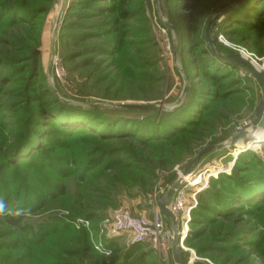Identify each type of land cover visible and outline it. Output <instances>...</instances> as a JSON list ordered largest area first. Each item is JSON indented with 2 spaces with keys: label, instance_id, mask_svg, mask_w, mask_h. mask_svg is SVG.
<instances>
[{
  "label": "rangeland",
  "instance_id": "obj_1",
  "mask_svg": "<svg viewBox=\"0 0 264 264\" xmlns=\"http://www.w3.org/2000/svg\"><path fill=\"white\" fill-rule=\"evenodd\" d=\"M14 1L19 0H0V3ZM228 1L158 0L156 6L155 0H37L39 4L34 9L43 7V12L30 23L34 33L23 32L26 26H13L9 16H3L1 31H18L24 39L22 47L31 45L32 41L38 43V70L32 83L28 68L18 57L9 73L15 75L17 82H8L7 78L2 84L3 93L0 92V168L5 158L9 165L24 162L14 170V176L0 178V201L5 205L0 219L16 213L22 218L19 226L10 229L12 238H0V257L9 255L5 264H89L91 250L95 253L92 264H166L165 259L170 264V243L164 257L147 244H130L126 237L106 244L108 256L98 253L93 248V242L99 241L98 226L119 212L150 218L153 201L157 203L176 183L200 151L247 132L245 140L204 156L184 178L185 187L188 180L189 186L198 179L200 184L185 189L186 206L195 207L187 223L181 264H240L236 260L241 257L254 261L247 244L257 238L243 232H247V213L252 212L251 206L257 202L254 190L259 191L258 195L264 193V184H260L264 179V144L255 152L245 149L257 139L264 141V133L259 137L251 135L259 128L253 127L261 104V88L247 69L218 60L206 44L196 48L191 42L194 29L198 39L204 40L209 20ZM88 4L98 13L84 10ZM61 11L52 85L60 99L84 109L58 102L46 83L53 31ZM159 16L173 29L175 57L171 31L161 26ZM194 21L198 25H193ZM108 22L116 26L117 34L107 35L111 26ZM101 29H107V33ZM86 33L87 38L81 40ZM211 41L223 57L241 56L264 78V0L236 1L213 24ZM108 42L116 46L112 48ZM164 42L168 43L171 56H165ZM93 47L102 50L88 54ZM183 48L193 54H183ZM89 59L92 63L85 66ZM127 61L137 63L138 68ZM216 82L223 87L216 86ZM41 87L61 104L63 114L75 115V121L62 117L48 120L53 114L38 115L36 99L40 97L37 94ZM144 96L149 98L144 100L141 98ZM90 104L105 107L86 108ZM120 104L158 105L169 111L143 113L109 107ZM171 127L172 137L180 138L178 151L166 146L160 138H152L151 144L144 148L126 140L124 145L118 142L104 145L97 139H89L102 140L110 137L107 133L117 138L131 133L158 137ZM74 129L95 130L99 136L71 133ZM247 141L251 142L245 144ZM133 146L144 152V158L133 162L125 154H114L122 148L133 153ZM238 149H241L238 156L230 157ZM98 160L101 162L97 165ZM120 160L135 170H124ZM63 170L69 174L66 178L58 175ZM54 184L63 186L65 191L63 196L51 199L48 195L53 194ZM240 199L245 201V206L235 213L233 207H238L236 203ZM78 201L87 206L83 209L89 214L87 218L75 217L71 212ZM172 201L173 198L167 207ZM215 206L231 218L216 217L217 224L212 226L203 217L211 219L207 209ZM155 210L159 214L157 204ZM76 219L89 221V230L77 229L73 223ZM238 220L242 223L237 228L242 230L234 232L244 234L237 239L247 244H221L222 237ZM41 227L44 231L39 235L37 231ZM3 229L0 226V234ZM259 230L264 233V229ZM15 239L32 247H20L14 252L1 250ZM82 239L86 240L87 254L73 256L80 250ZM217 248L226 251L218 252Z\"/></svg>",
  "mask_w": 264,
  "mask_h": 264
},
{
  "label": "trees",
  "instance_id": "obj_2",
  "mask_svg": "<svg viewBox=\"0 0 264 264\" xmlns=\"http://www.w3.org/2000/svg\"><path fill=\"white\" fill-rule=\"evenodd\" d=\"M41 1V0H40ZM190 1V0H187ZM9 7H7V5ZM39 3H37V0H19V1H14L13 3H0V67H2L3 69V73L0 75V77H2V79L0 80V92L3 93V81L7 80L8 78V82H14L16 83V77L15 75H9L10 73V68H12L13 65H15L16 62V58L21 57V62L22 64H24L29 71V75H30V79L31 82L35 79L36 76V71L38 70V60H37V42L32 41V43H30L31 45L29 46H25L22 47L20 44L23 42V36L21 37V34L18 31H12V32H3L1 31V28L3 27L2 25V18L3 16H5L6 14L9 16V21L10 24L13 26H26L25 27V31H27L28 33H34V28L30 27V23L34 22L35 20H37V16H39V14H41V12H43V7L38 9H34V6L37 5ZM92 5H85L84 10L88 11V10H92L95 13H98V11H95V8H91ZM101 9V7H99ZM97 10H100V9ZM87 14V13H86ZM88 15V14H87ZM109 23V22H108ZM193 25H198V22L194 21L192 22ZM111 24V23H109ZM110 29L107 32V35L110 34H117L118 30L116 29V26H113L111 24V26L109 25ZM108 27V28H109ZM102 28H105L104 26ZM107 30V29H105ZM101 29L102 32H105L104 34H106L107 32ZM195 32V33H194ZM196 29H194L193 34L191 33V36L194 38V40L192 42V44L196 47V48H201V46L205 45V41L203 39H198V35L196 33ZM91 33H89L90 35ZM88 35V33L85 34V36L82 37L81 40L87 38L86 36ZM93 35H98V33H93ZM120 36V34L118 35ZM1 37H5V40H2ZM123 38H126V36H124ZM34 42V43H33ZM110 47L113 48V46H116V43H110L108 42ZM121 43H119L118 45H120ZM102 47H93V49H91L92 51H89L88 54H90L91 52L93 54H96L97 52H101L100 50ZM90 50V49H89ZM183 54H193L192 51H187L186 49H182ZM104 52H107L104 50ZM202 54H205V52H202ZM26 56V57H25ZM112 56V55H111ZM129 65L133 66V68H138L137 63L132 62V61H127ZM18 63V62H17ZM90 63H92L91 59L86 60L84 62L85 66H88ZM127 71L131 74V69H127ZM12 72V71H11ZM10 76V77H8ZM43 83V82H42ZM217 84V82H216ZM216 86L218 87H223L222 85L217 84ZM32 87V84H30L29 86H27L28 90H30V88ZM40 97L37 96L36 101H38L37 103V113L38 115H45L48 116L47 114H53V117H47L48 120H53V118L58 119L59 117L69 121V122H73L75 121V115L73 114H63V110L61 109V104L55 102L52 98L51 95L47 94V92L45 91V89L43 87H41V89L39 90L38 94ZM215 97L218 98V95ZM144 100L148 99L149 97H141ZM190 125V124H189ZM95 128V127H94ZM85 129V128H84ZM173 130L174 128L171 127V129H169L167 131V133L165 135L163 134H159L157 135L158 137H151L154 135H150L149 133H146V135L143 133L141 135L137 136V133H131L130 135H124L125 137H119L117 138V136H112L113 133H107L106 136H110L107 138H103L102 140H99L98 138L100 137H89V139L91 140H95L96 139L100 142H102L104 145H114V142H118L119 145H124L126 144V141H129L131 143H133V145H138L140 147H146L147 145L151 144L149 142H152L154 139L152 138H156V139H162L165 142V145H169V148H176V150L178 151L179 148H181L180 144L181 142H178L180 138H176V137H172L173 135ZM78 133V134H82V135H86L88 134V136L90 135H97L95 130H78V129H74L72 130L71 133ZM43 133V132H41ZM70 133V134H71ZM85 133V134H84ZM172 134V135H171ZM112 136V137H111ZM112 138V139H110ZM176 138V139H175ZM109 140H114V141H109ZM29 142V141H28ZM113 142V143H112ZM31 144V142H29ZM112 143V144H111ZM253 146L251 145L249 148L245 149L246 151H250V152H255L257 149L261 148V145L264 144V141L257 139V141H255V143H252ZM256 144V145H254ZM134 147V146H133ZM242 147V146H241ZM239 148V146H238ZM117 149L120 150V148L118 147ZM239 151H241V149L237 152H235V154H230V157H235L238 156ZM37 154V153H35ZM114 154H125L126 157L128 158V160H132L133 162H135L137 159L143 157L144 158V152L142 150H137L134 147V152L133 153H129L126 148H122L121 151L114 153ZM8 160V158H5V163L2 165V167L0 168V178H5V177H11L14 176V170L18 169L19 167L21 168V166H23L20 163H15L13 165H9V162L6 163V161ZM96 160V159H95ZM101 160V159H100ZM100 160L96 161L97 165L100 164ZM48 161V160H47ZM50 161V160H49ZM48 161V162H49ZM31 162V161H30ZM120 165H122V168L125 170H135L131 169L133 168L132 165H124L126 163L122 162L120 160ZM152 162V161H151ZM160 163L162 164V162L160 161ZM51 165H52V160H51ZM164 165V164H162ZM141 173H143V171H140ZM145 174V173H144ZM59 176L66 178L69 174L67 173V171L63 170L60 171L58 173ZM149 178V176H148ZM6 180V178H5ZM262 182H260L261 186L262 184H264V179H261ZM260 184L258 186H260ZM25 191L28 193H30L27 189H25ZM64 187L60 186V185H56L54 184L51 187V192L53 194L48 195L51 199H55L58 196H63L64 195ZM92 192V190H90ZM255 191V201H257L256 203H253L251 206V213H247V216H249V220L246 221L245 223V230H247V232H243L247 235H251L254 238H257L256 241H252L251 243H245V241L243 240H238L237 238H239V236H244V234L240 235L239 233L234 232L235 230H242V229H238L237 228V224H241L242 221L238 220V221H234V222H238V223H234L232 226V230L227 232L222 238V241H220L221 244H227V243H231V242H242L243 244H247L248 247L252 250L251 255L254 257V261L250 262V257L248 258H238L236 260V262L240 263V264H264V233L260 232L259 229H264V215L262 216V214L264 213V193L263 195H258L257 193H259V191ZM87 192H89V189L86 190L84 193L86 194ZM49 194V193H48ZM28 196V195H27ZM242 200V199H240ZM238 200L236 204H239L238 207L236 209H234L235 207H233L234 212H240L241 208L243 206H245V201H240ZM84 208H87V206H83L80 201L77 202V204H75L72 207V211L75 217L81 216L84 218L88 217V213H85V210H83ZM15 212V211H14ZM207 212L210 213V215L212 216L211 219H206L205 217H203V219L205 220L206 224L209 225H214L217 224L216 221V217H224V219H229L231 217H227L229 215L227 214H222L220 209L215 206L213 209H207ZM196 214V213H195ZM263 217V218H262ZM21 216L16 214H7L4 215L1 219H0V226H3L5 229H3V231L0 234V238L1 239H5V238H12L13 236V231H10V229H15L17 226H19V223L21 221ZM202 219V222H203ZM240 228V227H239ZM56 230V227H53V231ZM44 231V227H41L37 233L40 235L42 234ZM13 240V239H12ZM28 242L22 243L21 240L19 239H15L14 241H11V243H7V246L4 247L3 249H1L2 251H9V252H14L16 251V249L18 248H31L32 246L27 244ZM223 245V246H224ZM31 246V247H30ZM80 250H77L76 252H74L72 255L73 256H78V255H83L85 257V254H87V250H86V240L82 239L81 243H80ZM214 247H211V249H213ZM91 250V249H90ZM218 252L220 250L222 251H226L224 249L221 248H217L216 249ZM89 251V249H88ZM90 257L87 258L89 261V264H92V261H94L93 256L95 255L94 251H90ZM182 255V253H181ZM9 255L0 257V263L1 264H5L7 262V257ZM85 258V259H86ZM84 259V260H85ZM82 260V261H84Z\"/></svg>",
  "mask_w": 264,
  "mask_h": 264
},
{
  "label": "water",
  "instance_id": "obj_3",
  "mask_svg": "<svg viewBox=\"0 0 264 264\" xmlns=\"http://www.w3.org/2000/svg\"><path fill=\"white\" fill-rule=\"evenodd\" d=\"M236 1L238 0H229L222 8H220V10L215 13V15L209 20L207 27L205 29V34H204V41L205 44L208 48V50L210 51L211 55L214 56L215 58H217L218 60L221 61H226L229 62L233 65H237V66H241L245 69H247L249 71V73L254 77V79L256 80L257 84L259 85V87L261 88V104L260 107L257 109L256 111V116H255V122H254V127L256 128V126L258 125L259 128L256 131V133H252L251 135H253V137L257 136H263L262 134L264 133L263 131V124H264V78L261 76V74L259 72H257V70L255 69V67H253V65L241 58L238 55H234V56H230V57H223L220 53V51L217 49V47H215L211 41V29L213 24L215 23V21L217 20V18L219 17V15L224 12L226 9H228L229 7H231ZM155 5H158V0H155ZM62 16H63V12L61 11L58 14L56 23H55V27H54V31H53V42L51 45V55H50V59L48 62V67H47V73H46V83L51 86V94L53 95V97L60 103H64V104H73L74 106L84 109L85 107L83 106H79L75 103H71V102H66L62 99H60L57 95V92L55 90V88H53L52 85V78H53V66H54V62H55V38L57 35V32L59 31V26L61 24V20H62ZM159 21L161 23V26L164 27L165 29H168L169 31H171V36H172V50H173V57H175L176 55V46H175V42H174V38L172 35L173 29L172 27L167 23V21H165L161 16H159ZM184 76V73H183ZM185 78V76H184ZM186 81V78H185ZM187 90V87H185L183 93H185ZM105 107V105L102 104H90L88 105L86 108L89 109H101ZM110 108L112 109H119V110H128V111H134V112H143V113H158L161 111L164 112H168L169 109H166L163 106H158V105H150V104H144V105H130V104H120V105H109ZM262 121V123H261ZM261 123V124H260ZM255 130V129H253ZM252 130V131H253ZM251 131V132H252ZM248 132L247 133H241L239 135H236L234 137H232L231 139H229L227 142L223 143V144H219V145H214L208 148L203 149L202 151H200L195 159H193L188 165L187 167L184 169V171L181 173V175L178 177L176 183L157 201V208L159 210V214L160 217L163 221V223L167 226L170 234H171V242H170V251H171V255H170V264H181V244H180V238H181V233H180V227L178 224V221L176 219V217L169 211L167 204L168 202L174 197V195L182 189L183 185H184V178L189 174V172L191 171L192 168H194L195 166H197V164L199 163V161L206 156L207 154L211 153V152H219L221 150H223L227 145H233L234 143H236L237 141H243L246 139V137L248 136ZM257 137V138H258Z\"/></svg>",
  "mask_w": 264,
  "mask_h": 264
},
{
  "label": "built area",
  "instance_id": "obj_4",
  "mask_svg": "<svg viewBox=\"0 0 264 264\" xmlns=\"http://www.w3.org/2000/svg\"><path fill=\"white\" fill-rule=\"evenodd\" d=\"M164 35V31H161ZM165 56L170 55L168 43L164 42ZM185 187L179 190L173 197L169 205V211L176 217L180 227V244L183 249L184 240L187 237V223L189 221L190 211L195 207L186 206ZM156 200L153 201V213L150 218H135L128 212H119L112 218L104 220L99 226V241L93 242V248L98 253L108 256L109 252L106 244L119 237H126L132 245L147 244L151 249L164 257L167 244L171 242V234L163 223L160 215L155 210ZM74 225L77 229L85 228L89 230V221L85 219H76ZM164 263L167 264L165 259Z\"/></svg>",
  "mask_w": 264,
  "mask_h": 264
},
{
  "label": "bare ground",
  "instance_id": "obj_5",
  "mask_svg": "<svg viewBox=\"0 0 264 264\" xmlns=\"http://www.w3.org/2000/svg\"><path fill=\"white\" fill-rule=\"evenodd\" d=\"M241 57V56H240ZM258 72V71H257ZM264 140V139H263ZM248 142H251V141H247V142H245V144L246 143H248ZM244 145V144H243ZM193 181V180H192ZM186 184H187V187H189V188H194V187H190V186H195V185H197V186H199L198 184H200L199 183V179L198 180H194L193 182H192V184H190V186H189V180L186 182ZM196 186V187H197Z\"/></svg>",
  "mask_w": 264,
  "mask_h": 264
},
{
  "label": "clouds",
  "instance_id": "obj_6",
  "mask_svg": "<svg viewBox=\"0 0 264 264\" xmlns=\"http://www.w3.org/2000/svg\"><path fill=\"white\" fill-rule=\"evenodd\" d=\"M5 210V205L2 201H0V213H3Z\"/></svg>",
  "mask_w": 264,
  "mask_h": 264
}]
</instances>
